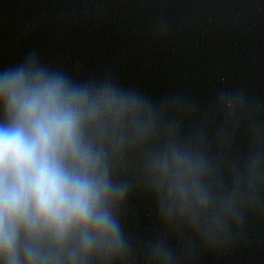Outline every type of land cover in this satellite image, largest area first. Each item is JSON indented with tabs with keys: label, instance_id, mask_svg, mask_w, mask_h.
<instances>
[{
	"label": "clouds",
	"instance_id": "obj_1",
	"mask_svg": "<svg viewBox=\"0 0 264 264\" xmlns=\"http://www.w3.org/2000/svg\"><path fill=\"white\" fill-rule=\"evenodd\" d=\"M0 262L86 264L123 250L115 207L129 186L113 166L130 149L162 209L206 214V164L172 140L146 149L153 111L112 86L74 87L31 67L0 78Z\"/></svg>",
	"mask_w": 264,
	"mask_h": 264
}]
</instances>
